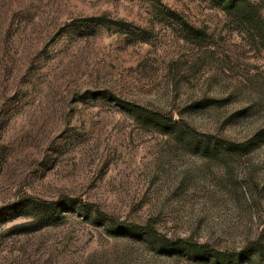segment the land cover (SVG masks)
<instances>
[{
    "label": "rangeland",
    "instance_id": "rangeland-1",
    "mask_svg": "<svg viewBox=\"0 0 264 264\" xmlns=\"http://www.w3.org/2000/svg\"><path fill=\"white\" fill-rule=\"evenodd\" d=\"M248 1L0 0V264H213L116 234L96 211L264 264V144L204 154L113 102L253 140L264 0ZM89 18L103 20L75 24ZM28 203L57 214L44 224Z\"/></svg>",
    "mask_w": 264,
    "mask_h": 264
},
{
    "label": "trees",
    "instance_id": "trees-1",
    "mask_svg": "<svg viewBox=\"0 0 264 264\" xmlns=\"http://www.w3.org/2000/svg\"><path fill=\"white\" fill-rule=\"evenodd\" d=\"M222 5L226 10L233 11L235 9L244 10L245 7L250 5L248 0H215ZM242 14L244 12L242 11ZM103 19H80L75 24H89L94 22H100ZM183 31L189 33L191 36L198 34L187 23L182 22ZM192 33V34H191ZM117 106L125 111L132 113L138 120L147 126L158 128L165 134H185L194 143L195 150L203 152L204 154H212L215 150L225 149L229 151L245 152L250 148H255L257 145L264 144V130H262L255 138L249 142L243 144H236L226 140H217L211 136L198 135L194 129L190 128L187 124L183 125L177 122L172 116H168L159 111H153L135 103L127 102L120 99H114ZM30 206V207H29ZM58 205H48L42 203V205H36L34 203H28V207L37 212L41 218V221L45 224H49L55 217L56 209ZM68 206V205H66ZM55 209V213L52 208ZM95 221H108L112 230H115L116 234H137L140 236H146L153 239V242L158 245L167 253L176 254L178 252H184L195 260L209 261L213 264H243L246 260L243 254H233L229 252H222L211 248L208 245H199L188 240L169 241L162 237L152 226H140L135 224L120 223L110 219L103 213L96 211ZM55 220V219H54ZM113 232V231H112Z\"/></svg>",
    "mask_w": 264,
    "mask_h": 264
}]
</instances>
